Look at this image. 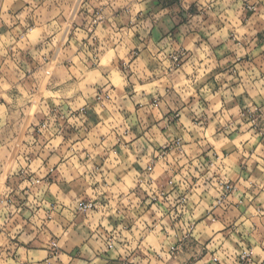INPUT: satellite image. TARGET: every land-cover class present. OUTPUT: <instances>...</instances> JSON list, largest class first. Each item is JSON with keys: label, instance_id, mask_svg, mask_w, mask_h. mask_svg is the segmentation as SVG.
<instances>
[{"label": "clouds", "instance_id": "9594fccd", "mask_svg": "<svg viewBox=\"0 0 264 264\" xmlns=\"http://www.w3.org/2000/svg\"><path fill=\"white\" fill-rule=\"evenodd\" d=\"M0 264H264V0H0Z\"/></svg>", "mask_w": 264, "mask_h": 264}]
</instances>
